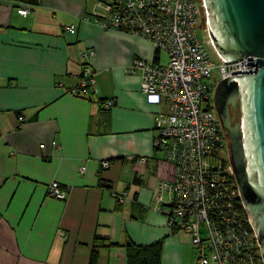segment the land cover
Here are the masks:
<instances>
[{
  "label": "crops",
  "instance_id": "obj_1",
  "mask_svg": "<svg viewBox=\"0 0 264 264\" xmlns=\"http://www.w3.org/2000/svg\"><path fill=\"white\" fill-rule=\"evenodd\" d=\"M93 13H103L95 0H0V264H90L100 240L114 246L96 249L94 264H127L128 242H160V264H188L189 235L169 230L154 205L165 165L155 116L166 103L128 72L135 59L151 61L153 47L86 22ZM87 51L91 100L68 93ZM51 183L64 200L49 196Z\"/></svg>",
  "mask_w": 264,
  "mask_h": 264
},
{
  "label": "built area",
  "instance_id": "obj_2",
  "mask_svg": "<svg viewBox=\"0 0 264 264\" xmlns=\"http://www.w3.org/2000/svg\"><path fill=\"white\" fill-rule=\"evenodd\" d=\"M95 2L103 13L85 16L86 22L143 39L153 47V59H135L128 72L140 74L144 95L166 103V112L155 116L153 147L169 167L166 177L158 181L154 197L167 227L173 233L189 235L197 253L196 264H264L230 161L222 157L224 131L211 101L220 81L232 77L234 71L255 70L246 64L248 58H254L253 64L257 58L222 59L209 34L204 0ZM17 13L26 16L28 10L18 9ZM65 31L75 32L73 26ZM161 52L168 58L165 65L160 63ZM93 56V51L81 53L83 76L69 94L79 92L91 100L95 81L88 60ZM112 105L106 101L102 107L108 110ZM102 167L108 168L109 163ZM48 194L66 198L57 183L49 185ZM114 196L122 203L121 197Z\"/></svg>",
  "mask_w": 264,
  "mask_h": 264
},
{
  "label": "water",
  "instance_id": "obj_3",
  "mask_svg": "<svg viewBox=\"0 0 264 264\" xmlns=\"http://www.w3.org/2000/svg\"><path fill=\"white\" fill-rule=\"evenodd\" d=\"M204 5L209 34L222 59L257 58L246 64L255 70L231 72L232 77L218 83L214 102L221 119L223 87L234 88L242 100L244 129L242 134L229 130L230 164L264 263V0H204Z\"/></svg>",
  "mask_w": 264,
  "mask_h": 264
},
{
  "label": "flooded vegetation",
  "instance_id": "obj_4",
  "mask_svg": "<svg viewBox=\"0 0 264 264\" xmlns=\"http://www.w3.org/2000/svg\"><path fill=\"white\" fill-rule=\"evenodd\" d=\"M217 87V86H216ZM214 89V92L216 90ZM223 95L219 101L220 111L222 113L221 119H219L221 127L224 131L225 135V150L228 151L227 160L231 162V155H230V129L238 130L243 133V106L242 100L240 95L238 96L237 92L234 88L230 86L223 87ZM214 92H213V106L215 109V102H214ZM216 112V110H215ZM217 114V113H216ZM218 116V115H217ZM244 137V136H243Z\"/></svg>",
  "mask_w": 264,
  "mask_h": 264
},
{
  "label": "trees",
  "instance_id": "obj_5",
  "mask_svg": "<svg viewBox=\"0 0 264 264\" xmlns=\"http://www.w3.org/2000/svg\"><path fill=\"white\" fill-rule=\"evenodd\" d=\"M36 1V0H31ZM113 244L104 240L96 241L93 245V252L90 264H94L96 258V249L108 248ZM127 250V264H160L162 244L160 242L147 247H138L128 242L125 245Z\"/></svg>",
  "mask_w": 264,
  "mask_h": 264
},
{
  "label": "rangeland",
  "instance_id": "obj_6",
  "mask_svg": "<svg viewBox=\"0 0 264 264\" xmlns=\"http://www.w3.org/2000/svg\"><path fill=\"white\" fill-rule=\"evenodd\" d=\"M210 56L212 57V59L215 61L216 64H218L217 60H216V57L215 55L212 53L211 49L208 47L207 48ZM160 63L162 65H165L167 63V55L165 53H160ZM214 75L216 76V72L214 73ZM216 81H219V78L216 76ZM211 101H213V94L211 95ZM227 155H228V151L225 150L223 153H222V157H224L225 159H227ZM168 166L167 165H163V168L161 170V175L163 177H166V171L168 170ZM182 239V242H184L186 244V252H185V262L188 263V264H196V259H197V253L196 251L193 249L192 245H191V240H190V237L189 236H184Z\"/></svg>",
  "mask_w": 264,
  "mask_h": 264
}]
</instances>
